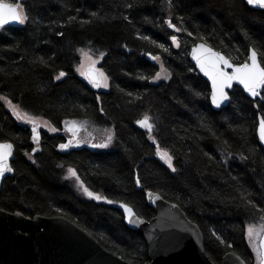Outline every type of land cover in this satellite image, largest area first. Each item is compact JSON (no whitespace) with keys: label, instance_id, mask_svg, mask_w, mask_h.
Listing matches in <instances>:
<instances>
[{"label":"trees","instance_id":"1","mask_svg":"<svg viewBox=\"0 0 264 264\" xmlns=\"http://www.w3.org/2000/svg\"><path fill=\"white\" fill-rule=\"evenodd\" d=\"M9 2L22 3L29 20L0 29V96L58 131H41L36 147L30 128L0 100V142L16 149L15 174L2 185L0 210L68 218L111 254L144 264L148 246L117 205L127 203L150 220L156 213L146 194L153 191L200 227L213 262L221 264L231 252L253 264L246 227L264 222V148L256 132L264 100L235 88L229 106L214 110L210 85L189 53L201 37L236 63L253 46L264 51V10L245 0H172L171 6L168 0ZM169 19L185 31L168 27ZM84 51L96 60L104 53L99 67L109 77L107 91L96 92L78 73ZM160 62L171 78L153 82ZM61 71L67 75L58 81ZM145 114L160 147L173 155L175 172L136 123ZM65 121L90 123L114 139L107 148L61 153ZM69 169L114 203L86 195Z\"/></svg>","mask_w":264,"mask_h":264},{"label":"water","instance_id":"2","mask_svg":"<svg viewBox=\"0 0 264 264\" xmlns=\"http://www.w3.org/2000/svg\"><path fill=\"white\" fill-rule=\"evenodd\" d=\"M245 1L247 3V0ZM248 6L253 9L264 10L253 5L248 4ZM19 24L12 22L8 25ZM191 51L192 48L189 53L192 64L209 83L212 91L211 80L196 66ZM91 86L96 92L102 91L101 87L96 88L92 84ZM235 88H240L253 101H263L259 97H252L239 83H233L232 87L227 89L229 99L219 108L212 103L210 93L212 108L216 111L226 109L231 103V94ZM261 116H258L256 132L259 143L264 148V143L259 139V118ZM76 124L78 125V122ZM69 125L72 123L68 122L63 128L66 129ZM74 148L61 149L59 146L58 150L61 153H69ZM15 150L13 145L12 156L8 160L11 167L15 158ZM14 174L13 169L11 172H6L3 178H0V191L5 179L14 176ZM149 192L152 193L151 198H149ZM146 201L156 215L152 219L146 220L139 216L132 207L136 213V218H138H134L136 219L135 223L128 222L127 214L121 207L122 203L117 205V208L124 215L126 225L136 231L148 246L149 261L144 264H216L206 252L205 239L200 227L189 219L180 206L165 200L159 193L153 191L147 192ZM261 239H264V233ZM0 264L133 263H129L105 250L91 234L68 218L62 216H35L30 218L20 212L12 214L0 210ZM221 264H247V262L241 256L230 252L224 255Z\"/></svg>","mask_w":264,"mask_h":264},{"label":"snow or ice","instance_id":"3","mask_svg":"<svg viewBox=\"0 0 264 264\" xmlns=\"http://www.w3.org/2000/svg\"><path fill=\"white\" fill-rule=\"evenodd\" d=\"M171 3L172 0H168L169 6H171ZM247 3L249 5L264 9V0H247ZM130 6L131 5H129V7ZM92 15H96V13H93ZM28 20L29 16L24 10V6L22 3L9 2V0H0V29H3L6 25L12 22L24 24ZM167 25L168 27L174 29L176 32L185 31V29H182L175 23H173L172 19H169L167 21ZM188 35L191 36L192 33H188ZM144 39L149 38L144 37ZM200 39L201 42L198 44H194V46L192 47L191 55L196 61V66H198L200 71L203 72V74L211 80V100L217 108H219L225 101L229 99L227 89H230L233 83H239L240 85H242L243 88L252 97H259L261 100H264V95H262V93H264V51H261L256 46H253L250 48L249 54L247 55L246 59L239 63H236L234 62V58L225 55L223 51L213 48L205 38L201 37ZM171 40L176 45V47H180V40L177 36L172 35ZM152 42L155 43V41ZM160 47L163 48L164 45H160ZM165 51H167V49H165ZM103 56L104 53H100L101 59L103 58ZM152 59L160 60V57L152 56ZM89 60L91 62L87 66V71H84V66L81 65V75L85 76L86 79H88V81L94 87L107 88L109 86V77L103 72L102 69L96 68V60H92L91 57H89ZM160 67L161 71L157 72L152 77V79L160 80L162 77L164 79H170V74L168 73L167 69L164 68L162 62ZM66 75L67 74L65 72L61 71L59 75L56 76V79L60 80ZM144 79H147V77H144ZM196 94L199 95V93ZM0 99H3L8 104L18 120L26 121L32 125V139L36 142L37 147H39L40 135L36 119L34 117H30L27 112H22L19 109V106L12 104L11 100H9L6 96L0 97ZM100 110L101 112L104 111L103 108H101ZM71 123L73 126L68 130L73 132L75 144L76 146H79L82 141L78 137V128L82 126L77 125L75 121ZM136 123L147 130L149 139L153 140V142L156 144V154L159 155L161 160L167 163L168 167L171 168L173 172H175L176 169L173 166V155L169 150L162 149L159 143L156 141V137L152 135L156 127L152 122V118L145 114L143 119L137 120ZM65 124L67 125L68 122L65 121ZM51 130L58 131V129L56 128H52ZM113 139L114 133L109 131L106 141L100 144H93L92 146L107 148L113 141ZM259 139L262 143H264V116H261L259 118ZM72 144L73 140H69L67 144H61L60 148L67 149L72 146ZM12 149L13 145L11 143H0V178H3L6 172L13 171L12 167L8 163L9 158L12 156ZM69 173L72 177H75V179L79 181L80 186L86 195L96 200H106L107 203H114V201L108 200L107 197L90 191L89 188L84 185V182L80 180L75 169H69ZM136 184L138 186L141 185L139 174L136 175ZM148 195L149 198L152 197L151 192H149ZM157 198L159 197L157 196ZM121 207L127 214L128 222L135 223L136 219L138 218H136V213L133 211V208L127 203H122ZM262 211H264V209H262ZM261 231L262 233H264V228H262ZM247 235L249 238V244L257 253L260 264H264V239H260L258 241L254 240L255 233L253 225L248 226Z\"/></svg>","mask_w":264,"mask_h":264},{"label":"rangeland","instance_id":"4","mask_svg":"<svg viewBox=\"0 0 264 264\" xmlns=\"http://www.w3.org/2000/svg\"><path fill=\"white\" fill-rule=\"evenodd\" d=\"M89 57H91V59L92 60H96V59H94L92 56H91V54L88 52V51H84L83 53H82V56H81V65H83L84 66V71H87V66L90 64V60H89ZM97 61V63H96V68H98V69H100V67H99V65H100V62L102 61V59L101 60H96ZM81 65H80V67H79V71H78V73L81 75ZM159 65H161V62L159 63ZM165 68V67H164ZM166 69V68H165ZM160 71H161V67H160ZM159 71V72H160ZM66 76H64V77H62L60 80H62V79H64ZM81 77L86 81V82H88L89 84H90V82L88 81V79H86V77L85 76H83V75H81ZM168 79H164L163 77L160 79V80H153V82H161V81H167ZM59 81V80H58ZM108 84H109V80H108ZM108 88H109V86L107 87V88H105V87H101V89H102V91H107L108 90ZM1 97V96H0ZM3 103H5L6 104V106H7V108L12 112V109L8 106V104L3 100V99H0ZM20 109V108H19ZM22 112H24L22 109H20ZM13 113V112H12ZM15 116V115H14ZM16 117V116H15ZM30 117H32V116H30ZM35 119H36V121H37V126H38V131L40 132V131H42V130H46V131H50V133H54V131H52L51 129V126H50V124L46 121V120H44V119H42V118H38V117H34ZM17 119V118H16ZM18 120V119H17ZM20 123H23V124H25V125H28V126H32L30 123H28V122H26V121H21V120H18ZM219 152L222 154V157H223V159L224 160H227V156H226V152H225V150H223V149H219ZM167 164V163H166ZM173 166H174V164H173ZM68 175H69V177H72L71 175H70V173H68ZM73 178H75V177H73ZM248 226L249 225H247V227H246V239H247V242H248V246H249V248H250V250H251V252H252V263L253 264H260V260H259V258L257 257V253L253 250V248L251 247V245L249 244V238H248V235H247V228H248ZM253 227H254V233H255V235H254V240H256V241H258V240H260L261 239V236H262V231H261V229L262 228H264V222L263 223H261V224H259V225H253Z\"/></svg>","mask_w":264,"mask_h":264},{"label":"flooded vegetation","instance_id":"5","mask_svg":"<svg viewBox=\"0 0 264 264\" xmlns=\"http://www.w3.org/2000/svg\"><path fill=\"white\" fill-rule=\"evenodd\" d=\"M78 125L82 126V127L78 128V137L82 141V143H80L79 146H76L75 138L73 136V132L68 130L73 125H69V127H67L66 129L63 128L64 130H62V132L59 133L60 135H62V137L64 139L63 143H68L69 140H73V144L69 148H74V147H78V148H74L72 150H84L85 149V150H89V151H95L98 149H103L100 147H93L92 145L93 144H100V143L106 141V139H107L106 133H99V132L97 133L94 130V128L90 125V123H87V122H81V123H78ZM28 127L30 128V130L32 129V126H28ZM42 131H46V130H42ZM40 132H39V134H40ZM35 146L37 147V144H35Z\"/></svg>","mask_w":264,"mask_h":264}]
</instances>
